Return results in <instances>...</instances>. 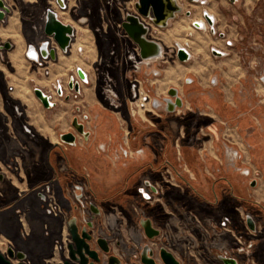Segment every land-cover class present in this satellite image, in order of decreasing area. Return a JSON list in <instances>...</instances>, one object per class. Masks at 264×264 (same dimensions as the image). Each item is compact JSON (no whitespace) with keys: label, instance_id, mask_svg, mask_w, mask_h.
Listing matches in <instances>:
<instances>
[{"label":"crops","instance_id":"obj_1","mask_svg":"<svg viewBox=\"0 0 264 264\" xmlns=\"http://www.w3.org/2000/svg\"><path fill=\"white\" fill-rule=\"evenodd\" d=\"M2 1L10 13L0 23V46L9 44L8 50H0V163L10 168L3 170L0 204L22 211L19 216L0 213V225L9 231L3 233L14 236L10 223L15 222L26 234L34 222L38 238L44 239V221L27 215L43 212L36 193L48 185L59 209L73 215L72 200L76 204L75 196L86 183L83 195L100 210V216L90 220L99 223L104 236L110 235L114 253L115 241L122 247L143 245L147 240L140 221L148 220L181 264H222L213 251L224 250L238 264H248L244 256L234 253V236L253 241L251 257L264 264V88L250 89V71L240 57L250 33L252 0H201L203 4L184 3L186 10L180 4L184 0H175L181 12L168 19L166 26L150 28L148 38L162 48V58L152 64L162 66V74L145 82L137 75L151 101L148 108L135 113L127 106L124 92L116 112L96 93L97 52L91 32L79 27L77 35L72 26L66 52L52 44L55 60L40 61L39 66L26 57L28 45L35 42L33 35L23 32L20 16L21 5L36 0ZM74 2L64 0L65 7L71 8ZM199 21L206 23L203 31L195 26ZM173 45L187 48V62L177 60ZM212 50L224 55L214 56ZM77 68L87 83L77 79ZM71 75L79 81L78 94L67 88ZM56 80L63 84L61 97L52 90ZM35 88L50 96L51 109L43 108L33 94ZM170 90L181 99V115L177 109L169 113L152 107L153 99L170 98ZM77 114L87 117L93 134L87 139L76 135V145L64 148L60 136L75 132L72 121ZM24 125L30 134L23 131ZM121 126L129 131V148L142 153L118 165L103 149L107 146L108 154L116 149ZM223 136L243 154L244 169L259 171L254 187L234 172H215L222 162ZM141 187L158 192V199L145 201L137 192ZM23 209H28L25 218ZM242 217L253 221L254 232ZM225 218L227 228L221 229L219 223Z\"/></svg>","mask_w":264,"mask_h":264},{"label":"rangeland","instance_id":"obj_2","mask_svg":"<svg viewBox=\"0 0 264 264\" xmlns=\"http://www.w3.org/2000/svg\"><path fill=\"white\" fill-rule=\"evenodd\" d=\"M135 2L136 0H76L71 8L68 9V6H66L65 9H60L55 0H36L28 6L21 5L20 7L23 32L27 34V36L33 35L32 40L35 42V44H33L34 46H37V43L46 39L43 35V24L47 9L53 10L58 15L61 22L72 25L77 31V35L80 33L79 27H83L91 32V41L93 42L97 52V60L93 67L96 73L95 80L93 82L95 84L96 93L103 98L109 109L116 112L123 104V92L126 94L125 100L127 102V106H129V86L133 79L136 78L139 81L141 79L145 82L149 78L157 79L162 74V66H154L153 64H150L148 68L142 67L140 71L135 73L133 68H131V64L127 61L128 53L132 52L135 46L125 35L120 27V24L124 20L126 14L137 15L134 8ZM184 3H188V1H180L183 10H186ZM203 12H205V8H203ZM79 21H82L83 23L80 24L78 23ZM145 23L151 28L152 24L148 20L145 21ZM248 24L250 33H248L247 39H244L245 43L241 47L240 57L245 61V66L250 71V89L254 92L258 86L264 88L258 81L259 77L264 75V0H252ZM208 31L207 27V32ZM77 38L78 37L76 36L75 39L77 40ZM52 44L53 42L51 41L50 46ZM185 44L187 45V43H184V45ZM173 49L176 51L175 45H173ZM154 73H156V75H154ZM137 75H141V78L139 79ZM107 83L114 87L118 96L116 100L117 104L115 103L118 106L117 108L113 107L106 96L105 86ZM143 90L148 96L145 89ZM176 111L179 115H181V110L177 109ZM76 118L80 121L78 114ZM89 122L90 121L88 120L81 121L84 125V130L88 132L90 136V134H93V129H91ZM128 132V129L121 126L120 142L116 148L123 145L124 136L126 134L128 137ZM226 140L228 139L225 136L221 139L220 150L222 162L219 167L215 168V172L222 174L224 171H231L236 175L243 177L241 175V170H244L243 158L242 160L235 161L231 164L232 162H229L227 157L224 155L223 146ZM105 152L108 155L107 146H105L104 153ZM126 160L130 159H123L122 162L125 163ZM179 163L181 164V168L185 169V165L180 159ZM120 164L122 163L119 162L118 165ZM254 170L255 169H253V171ZM254 173L255 174L253 175H255V178L260 176L259 171ZM27 237L28 240L30 239V244V241L34 240V236L28 234ZM32 241L31 243H33ZM38 244V249L46 248L45 243ZM33 245H35V243H33ZM34 247L37 248L36 246Z\"/></svg>","mask_w":264,"mask_h":264},{"label":"water","instance_id":"obj_3","mask_svg":"<svg viewBox=\"0 0 264 264\" xmlns=\"http://www.w3.org/2000/svg\"><path fill=\"white\" fill-rule=\"evenodd\" d=\"M189 3H198L200 0H187ZM60 9H65L64 0H55ZM134 8L137 15L126 14L120 27L128 37V39L137 47L139 57L141 60H157L162 58V48L159 43L148 38L150 27L145 21H149L155 26H166L168 19L173 18L175 13L181 12V8L177 5L175 0H137ZM10 10L5 3L0 0V23L5 19V15L9 14ZM189 15V14H188ZM208 26L211 28V33H214L212 21L206 14L203 16ZM196 28H199V23H196ZM73 27L70 24H65L58 19L57 14L50 9H47L44 16L43 35L46 37L38 46L32 44L28 45L26 57L30 61L37 62L39 60L50 59L55 60V49L50 46L51 41L56 48L61 52H66L69 47L71 37L73 36ZM9 44L5 43L0 46V50H8ZM214 56H223L224 54L216 50H212ZM176 58L179 62L184 63L189 60V54L184 48L176 50ZM76 77L81 83L86 82V77L83 71L76 69ZM73 76L69 77L67 88L74 93H79V81ZM34 96L39 100L44 109H51L54 105L50 102V96L44 93L41 89H33ZM56 94L62 96L61 90H57ZM170 98H163L162 101L156 99L152 100V107L156 110L164 108L166 112L172 113L176 109L182 107L181 99L177 96L175 90L168 92ZM72 127L77 135L87 139L89 133L84 130V125L74 118ZM61 142L64 144L74 146L76 135L74 133H65L60 136ZM254 185V183H252ZM79 196L77 201L81 204ZM90 211L97 215L98 212L90 205ZM247 226L251 231H254V224L251 219L247 218ZM141 225L145 236L149 240H153L158 236V231L153 229L148 220H142ZM86 227L93 228V224L86 223V226L78 231L76 218L73 217L67 222V232L70 243L67 245L68 259L63 264H100L101 255L107 256V264H123V262L114 255H110V247L104 238H98L96 243L99 251L92 249L88 243L91 240V235L88 233ZM141 264H179L174 256L164 247H159L156 252L149 245H145L139 255ZM224 264H236L233 259H224ZM0 264H7L0 256ZM129 264V263H124Z\"/></svg>","mask_w":264,"mask_h":264},{"label":"flooded vegetation","instance_id":"obj_4","mask_svg":"<svg viewBox=\"0 0 264 264\" xmlns=\"http://www.w3.org/2000/svg\"><path fill=\"white\" fill-rule=\"evenodd\" d=\"M74 134L77 135L76 132H74ZM75 145H76V140H75ZM61 146L66 148L67 146H70V145L64 144L62 142ZM5 168L9 169L10 165L5 166L0 163V181H3L4 179L3 170ZM253 174L255 173L247 169H244L241 172L242 176H244L245 178H249L251 187L255 186L256 180L257 178H259V176L255 178V175ZM252 183H254V185H252ZM30 190H29V193H31L32 191ZM82 190H85V191L88 190V186L86 183H84V185L82 186L80 190V194H79V196H81L80 197L81 204H79V202L77 201V198L79 196L78 197L75 196L76 204L72 200V204L75 205L72 208L74 212L73 215H69L68 212L66 211L62 212L61 209H59L55 201L54 193L51 191L48 185L45 186L42 191H39L38 193H36L35 199L36 201L39 202V207L40 209H42L43 212L42 214L30 212V214H27V215H29L28 219H32L33 221L39 220V222L41 223L42 221H44V224H45L44 226L46 229L43 233L44 239L38 238V235H39L38 229L37 227L34 226L35 225L34 222L31 223V225L28 227V232L26 234L24 233L21 226L19 225L15 226L14 225L15 222H11L10 231L14 230L16 232V234L12 237H10V235L8 234H4L3 231L6 233H8L9 231H7L5 227L3 228V225H0V256L2 257L3 261L7 262V264H63V262L68 259L67 245L70 243L69 235L67 232V222L69 221V219L73 217L76 218V224H77L79 232L81 231L83 227L86 226L87 222H90L93 224L92 229H89L88 227H86L88 233L91 235V240L88 243L90 244V247L92 249H96L97 251H99L96 241L98 238H104L106 239L110 247V255H114L117 258H119L123 262V264L124 263L141 264L139 255L145 245H149L156 252H158L159 247H164L167 251H169L164 245V243L158 239L160 235L159 231L153 228L159 233L158 236L155 237L153 240H149L145 236L147 241L143 245L135 246V245L129 244L125 247H122L118 241H115L113 243V246L117 249V252L114 253L112 249V240H110V235L104 236L103 233L101 232L99 223L97 222L95 223L94 221L90 220V218L92 217L94 219L99 217L100 210L98 209L97 206H95L94 203L89 202L88 197H85L83 195ZM137 192L141 196V198H143L147 202L158 199L157 198L158 192L156 191L154 193H149L145 191L144 188L141 187L137 189ZM90 205L93 206V208L98 212L97 215L93 214L90 211ZM9 208H10L9 205H5L4 203L0 204V213L7 211V212H13L14 215L16 216H19L22 214V211L20 209L9 210ZM26 213H28V209H23V218H25ZM60 217H63L62 223H60L59 221ZM247 218L248 217L246 218L242 217V221L244 222L246 227L249 229V227L247 226V220H246ZM227 223H228V219L227 218L223 219L222 222L219 223V228L226 229ZM254 231H255V224H254ZM254 231H251V232H254ZM28 234L31 236H34V240L33 241L31 240V241L35 243V245H33L31 241L29 244L30 239L28 240V237H27ZM234 238H235L234 253L236 255L244 256L248 264H257L251 257L253 241L243 240L238 236H234ZM38 243H42V244L45 243L46 248L38 249L39 248ZM34 246H36L37 248H35ZM213 257L222 264H224L223 263L224 259H233L236 261V264H238L236 258L228 250L213 251ZM101 259L102 261L100 264H107V256L102 254ZM177 261L179 262V264H181L179 260ZM73 264H77V263H73Z\"/></svg>","mask_w":264,"mask_h":264},{"label":"built area","instance_id":"obj_5","mask_svg":"<svg viewBox=\"0 0 264 264\" xmlns=\"http://www.w3.org/2000/svg\"><path fill=\"white\" fill-rule=\"evenodd\" d=\"M201 4L204 3V1L200 2ZM206 13V12H204ZM202 26L199 23V28L201 29ZM228 45H230V43H228ZM176 47V45H175ZM180 47H176V49H178ZM40 61L43 60H39L35 63H38L40 66ZM127 61L131 64V68H133V71L136 73L138 71L141 70L142 67H146L148 68L150 64H152L151 60H141L139 58V54H138V49L136 47H134V50L132 52H129L127 55ZM154 75H156V73H154ZM74 77V75H71ZM70 76V77H71ZM75 79V77H74ZM259 83L264 87V75L260 76L258 79ZM87 83V80L86 82ZM52 90L54 92H56L57 90H61L62 95H63V84L61 83L60 80H56L55 82H53L52 84ZM105 93L107 98L109 99L110 103L113 105L114 108H117L118 106L116 105V100L118 98L114 87H112L111 84L107 83L105 86ZM151 99L149 98V96H147L144 92V90L141 87V83L139 80H137L136 78L133 79L132 82H130V86H129V107H130V111L132 113H135L138 110H144L146 109L147 106H149ZM116 103V104H115ZM14 112L17 115H21V112L19 110V108L17 106L13 107ZM87 120V117H80V121H84ZM23 131L25 133L30 134V130L29 128H27L26 125H24L22 127ZM127 135L125 134L124 136V141H123V145L119 146L118 148L114 149L113 151L109 152L108 156L109 159L111 160L112 163H118L120 160L123 159H131L133 157L139 156L142 151L140 149L138 150H131L128 147V143H127ZM224 155L227 157V159L229 160V162H232L231 164H233L235 161H240L242 160L243 156L242 153H240V151L236 148H234L228 140L225 141L224 143ZM105 151V148L103 149ZM243 170H241L242 172ZM245 173V172H244Z\"/></svg>","mask_w":264,"mask_h":264},{"label":"bare ground","instance_id":"obj_6","mask_svg":"<svg viewBox=\"0 0 264 264\" xmlns=\"http://www.w3.org/2000/svg\"><path fill=\"white\" fill-rule=\"evenodd\" d=\"M199 23H200V25L202 26V28L205 29V27H204V22H203V21H199ZM205 24H206V23H205ZM202 28H201V29H202ZM203 29H202V31H203ZM176 47H177V45H176ZM178 47H180V46H178ZM180 48H183V47H180ZM184 49H187V48L184 47ZM141 87H142V85H141ZM146 108H148V106H147Z\"/></svg>","mask_w":264,"mask_h":264}]
</instances>
